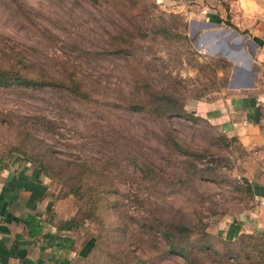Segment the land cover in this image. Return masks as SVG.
I'll list each match as a JSON object with an SVG mask.
<instances>
[{
	"label": "rangeland",
	"instance_id": "rangeland-1",
	"mask_svg": "<svg viewBox=\"0 0 264 264\" xmlns=\"http://www.w3.org/2000/svg\"><path fill=\"white\" fill-rule=\"evenodd\" d=\"M189 17L183 0H0V67L1 51L18 52L59 74L58 45L69 38L86 48L110 36L130 46L126 56L90 52L72 61L96 80L91 103L49 86L0 83V168L38 171L49 187L51 222L71 219L64 229L69 264H185L147 223L183 221L193 232L203 225L222 251L218 239L228 238L216 230L249 206L236 176L237 144L204 106H219L230 95L233 63L217 47L221 42L213 45L207 28L194 27ZM133 70L172 89L187 116L125 109L118 97L131 94ZM168 126L199 156L171 149ZM183 159L212 170L178 182ZM251 245L250 251L234 246L239 263L264 264V237ZM192 258L194 264L231 261L218 254Z\"/></svg>",
	"mask_w": 264,
	"mask_h": 264
},
{
	"label": "crops",
	"instance_id": "crops-1",
	"mask_svg": "<svg viewBox=\"0 0 264 264\" xmlns=\"http://www.w3.org/2000/svg\"><path fill=\"white\" fill-rule=\"evenodd\" d=\"M183 1L192 25L206 27V37L213 45L221 42L217 47L233 63L230 95L219 106L212 101L204 106L237 144L236 176L250 187V192L245 190L249 206L223 219L216 234L228 239L240 233L264 237V0ZM36 173L28 166L17 171L0 168V264H69L71 241L51 222L49 187ZM26 214L37 220L33 234L25 226Z\"/></svg>",
	"mask_w": 264,
	"mask_h": 264
},
{
	"label": "trees",
	"instance_id": "trees-1",
	"mask_svg": "<svg viewBox=\"0 0 264 264\" xmlns=\"http://www.w3.org/2000/svg\"><path fill=\"white\" fill-rule=\"evenodd\" d=\"M124 43V41H119L116 39L111 40L110 36L106 44L99 45L97 47L86 48L73 38L61 40V43L58 45V49L62 54V57L59 59V64L61 67L59 74L52 73L35 61L27 60L18 52H14L12 55H10V53L1 51V54L6 61H4L5 63H3V65L0 67V83H20L39 87L49 86L54 90L66 91L67 94L82 102L91 103L96 101L94 97V94L98 91L96 80L89 75L79 73L77 70H75L73 68L72 61L79 58L80 56H89L90 52H94L95 54L99 55L113 52L121 56H126L130 51V46L127 45L129 43ZM130 73L133 84L132 92L129 96L120 95L118 97L122 99L121 103L125 109L143 110L156 117L187 114L183 107V103L179 99V96L175 94L172 89L158 87V85L151 83L147 78L141 77L135 70L130 71ZM167 132V145L171 149L175 150L180 155L199 156V153L188 150L176 140L170 126L167 127ZM183 160L184 167H182V170L177 177L178 182L183 183L184 180L206 178L204 172H210L212 170L211 167H198L193 160ZM145 167L147 166L145 165ZM36 172V174H38V171ZM237 187L240 188L238 185ZM243 188L244 190L250 192V187L248 185L245 184ZM23 220L29 234H33L37 231L38 223L34 215L26 214L23 217ZM70 223L71 219H64L63 221L57 223V227L68 229L70 228ZM146 226H148V228L152 227V229L157 230L166 244L165 250L171 251L172 253L182 257L185 261V264H194L192 257L197 253L207 255L211 254L213 257L218 254L220 256H226L227 258H230V262L226 260L228 264H242L239 263L236 257V246L238 248H244L245 245L251 246L250 248L247 247L250 251L251 248L254 249L255 247L251 245V243L255 242L256 239L259 240L262 237L261 234L256 233H240L233 239L219 238L218 241L221 242L223 249L222 251H217L212 246V235L208 231L204 230L203 225L195 232H193L194 227H191L183 221H174L165 226L161 225L160 223H147ZM92 245L93 243L90 241L88 245L89 248L86 247V249H90ZM245 253L247 254V250Z\"/></svg>",
	"mask_w": 264,
	"mask_h": 264
}]
</instances>
